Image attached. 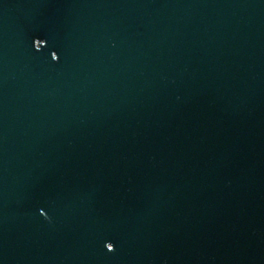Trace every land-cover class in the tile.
<instances>
[{
    "label": "water",
    "instance_id": "1",
    "mask_svg": "<svg viewBox=\"0 0 264 264\" xmlns=\"http://www.w3.org/2000/svg\"><path fill=\"white\" fill-rule=\"evenodd\" d=\"M0 264H264V0H0Z\"/></svg>",
    "mask_w": 264,
    "mask_h": 264
},
{
    "label": "clouds",
    "instance_id": "2",
    "mask_svg": "<svg viewBox=\"0 0 264 264\" xmlns=\"http://www.w3.org/2000/svg\"><path fill=\"white\" fill-rule=\"evenodd\" d=\"M57 59H58V57H57ZM57 59H56V60H57ZM106 248H107V250H108L109 252L114 251V247H113L110 243L106 245Z\"/></svg>",
    "mask_w": 264,
    "mask_h": 264
}]
</instances>
